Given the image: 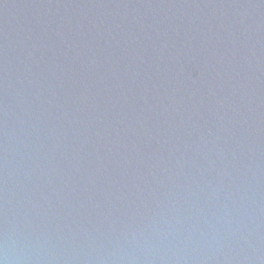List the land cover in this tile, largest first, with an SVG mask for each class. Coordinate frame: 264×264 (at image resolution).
Returning <instances> with one entry per match:
<instances>
[{
	"label": "water",
	"instance_id": "1",
	"mask_svg": "<svg viewBox=\"0 0 264 264\" xmlns=\"http://www.w3.org/2000/svg\"><path fill=\"white\" fill-rule=\"evenodd\" d=\"M0 264H264V0H0Z\"/></svg>",
	"mask_w": 264,
	"mask_h": 264
}]
</instances>
